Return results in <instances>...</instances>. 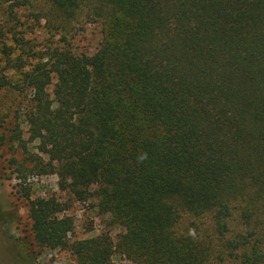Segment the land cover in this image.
Here are the masks:
<instances>
[{"label": "trees", "instance_id": "obj_1", "mask_svg": "<svg viewBox=\"0 0 264 264\" xmlns=\"http://www.w3.org/2000/svg\"><path fill=\"white\" fill-rule=\"evenodd\" d=\"M50 2L95 18L101 40L91 54L54 46L24 72L40 171L120 224L146 264H264V0ZM65 209L30 200L38 244L66 245ZM180 210L221 236L235 216L248 231L215 250L174 231ZM67 246L77 264L109 263L106 236Z\"/></svg>", "mask_w": 264, "mask_h": 264}, {"label": "rangeland", "instance_id": "obj_2", "mask_svg": "<svg viewBox=\"0 0 264 264\" xmlns=\"http://www.w3.org/2000/svg\"><path fill=\"white\" fill-rule=\"evenodd\" d=\"M100 40L99 22L83 12L63 18L50 0H0V264H77L67 244L98 235L110 240L108 264H146L126 250L120 224L93 208L89 201L75 199L59 185L55 172L40 171L36 156L43 161L47 156L38 149L37 140L29 137L24 116L33 94L24 85V72L44 60V54L54 46L67 45L77 53L91 54ZM54 81L52 76L46 88L49 93ZM48 196L61 201L66 209L60 214L72 219L64 246H42L33 237L30 200ZM173 228L180 236L209 242L215 250L224 239L248 231L235 216L221 236L208 215L185 210H180ZM226 261L220 264H229Z\"/></svg>", "mask_w": 264, "mask_h": 264}, {"label": "clouds", "instance_id": "obj_3", "mask_svg": "<svg viewBox=\"0 0 264 264\" xmlns=\"http://www.w3.org/2000/svg\"><path fill=\"white\" fill-rule=\"evenodd\" d=\"M141 161H143L144 159H146V154H143L140 158Z\"/></svg>", "mask_w": 264, "mask_h": 264}]
</instances>
